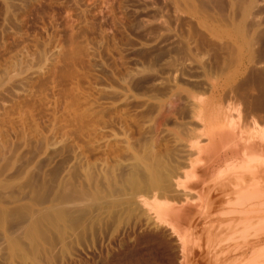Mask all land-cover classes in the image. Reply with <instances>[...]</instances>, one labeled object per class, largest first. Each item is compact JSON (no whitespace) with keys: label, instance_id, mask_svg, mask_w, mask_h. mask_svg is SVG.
Instances as JSON below:
<instances>
[{"label":"rangeland","instance_id":"374dc122","mask_svg":"<svg viewBox=\"0 0 264 264\" xmlns=\"http://www.w3.org/2000/svg\"><path fill=\"white\" fill-rule=\"evenodd\" d=\"M263 9V0H0V204L10 210L0 225V264H37L12 257L4 249L3 233L21 234L28 222L22 205L45 208L62 188L75 186L83 199H70L66 209L72 217L77 213L85 228L76 231L67 248L58 244L42 252L39 264H179L181 259H186L181 264H231L240 252L225 253L233 244L224 233L174 235L156 228L140 207L133 216L103 215L92 195L100 194L102 201L108 194L112 198L106 201L113 205L121 199L117 190L131 195L127 179L149 156L153 164L159 158L163 166L179 169L174 173L184 178L197 160L189 146L200 129L191 104L211 102L216 68L227 56H261L255 64L259 70H253L254 64L250 68L264 70ZM260 77L248 72L231 80L228 90L236 92L228 103H233L234 118L237 107L248 110L257 97L261 102ZM137 156L143 160L136 163ZM139 190L150 204L173 200L170 195L159 202ZM179 193L174 195L184 194ZM193 194L189 197L195 201ZM84 208L89 216L83 215Z\"/></svg>","mask_w":264,"mask_h":264},{"label":"bare ground","instance_id":"6f19581e","mask_svg":"<svg viewBox=\"0 0 264 264\" xmlns=\"http://www.w3.org/2000/svg\"><path fill=\"white\" fill-rule=\"evenodd\" d=\"M257 4H258V2H257ZM255 6L257 7V5H254V8H256ZM255 14H253V15H255ZM259 14H261V13L259 12L258 16H259ZM258 16H256V17H258ZM254 19H256V18H254ZM254 19L252 21V24L254 22ZM254 24H256V22ZM256 25H258V24H256ZM252 27L254 28V25ZM252 40H251V42H252ZM261 49H262V47H261ZM235 53L237 55V52H235ZM252 55H254V57L255 56L257 57V55H255V54H252ZM260 57L259 58L257 57V58L260 59V61H261ZM225 58H223V60ZM227 58H228V56H227ZM227 58L225 59V61H223L222 65L220 64V66H222V67H220L219 70H218V68H216L218 73H216V72L215 73L219 75L221 72V75H219L221 78L218 80V75H217V80L213 79L214 80L213 81L210 79V81L212 83H211L209 88L211 90L212 98H213L211 100V102L208 103L209 101H206V103H208V104H206V103H203L204 102L203 101L202 103H199V104L198 103L197 104H193V103L191 104V105H195L194 107L191 106V108L193 107V112H194V114H192L191 116L194 119H196L197 122L199 121L197 125H200V129L197 128L198 133L194 132L195 134H198L197 137L195 136L196 137V139H195L196 143L192 144V146L188 145L190 147L189 148L190 152L192 151L191 153H193L192 155H194V157H195V155L197 156V160H195L194 162H191V160H190V162L192 164H190L191 166L190 165H188V166H190L191 168H190V171H188V173H186L184 175V178L180 179L176 175L177 173H174L175 171H178L179 169H177V170L175 169V171H173V169L166 167V163L163 166L164 163L161 162V160L158 157H157L158 158L157 162L155 161V160H157V158H155V159L152 158V161L153 160L155 161V163L153 164L151 162V160L149 159V157H150L149 155H148L149 157L147 159H144V160L140 158L141 156L138 157L139 156L138 155L137 156L138 158L135 160V162L137 160H141V161L143 160V162H145L147 160L146 164L141 162V164L143 163V165L139 166L140 165L139 163H138L139 165H137V166L135 165L134 169L132 168L133 169L132 175L130 173L128 174V175H131L130 178H128L129 176L126 177V178H128L127 179L128 185H127V183H126V185L123 183L125 186H130L129 189L133 190V192L131 191L132 192L131 195H130V193L125 195V193L123 192L124 190L122 191L123 193H121L116 189L117 193H119V195L121 194L122 196L121 195H120V197L118 196L121 199L119 200V203H117V204L115 203V205H113L110 201H108V202L106 201V199L110 198L108 194L106 196L107 198L105 197L106 199H104V197H103V200L105 201V203L104 202L101 203L103 200L101 201L100 198H102V197L98 196L100 194H94V192H93L94 195H92V193H90V195H88V197L87 196L86 197L91 198L93 196L92 197L93 200L95 199L94 202L96 201L95 203H97L96 204L97 207L96 206L95 207L98 208V210L100 212H103V215H105L107 212H108L107 214H110V212L116 211V212H120V213L123 212V214L126 212L127 214H129V216H131V215L133 216V214L134 215L136 214L135 208L140 207L139 209L140 210L142 209L144 211V213H143L144 215H145V213H147L146 215L147 216L149 215V218L152 217L151 219L153 221L151 220L149 222L150 223L154 222L156 224L155 225L156 228L159 226L160 227L162 226L163 231H164V229H165V232L168 230L169 232H171L174 235H176L178 233H182V232L194 233L198 230H203L204 232H207L208 234H213L212 232H215V231H216L215 233H219V234H215V235H220V234L224 233V235L226 234L227 236H229L226 239H229L231 241V243L233 244L232 249L228 248L227 251H225V253L227 252V254L232 256L233 253L240 252V254L234 258V261H232L233 258H231L232 260L229 259L232 262L231 264H252V262H253V264H256V263L258 264L259 262L262 263V260L264 261V255H263V253H264V125H263L264 124V115H263V113H264V89L261 88L262 92L259 94L260 95L259 98L261 99V102L257 97L255 99L256 102L254 104H252V106L250 105L251 108L248 105L249 106L248 110L246 109V107H244L246 109V111H245V109H244V111H240V108L237 107L239 109L237 111V109L235 108L236 113L238 112L237 113L238 116H237V114H235L237 116V117L235 116L236 118H234V116H232V114L230 113L231 108H233V103L230 102V103H232L231 108H229L230 103H228L229 100H234V95H232V94H234L236 91H234V92L232 91L233 93L231 94V92H230L231 89L230 90H228V89L230 87L231 80L235 79V77H237L238 75H243L244 73L248 74V72L249 73L253 72V73H256L257 75H261V77H260L261 81H259V82H263V84H264V70L261 69L262 72L253 71L254 68H255V70H259V69L256 68L257 65H255L256 61L258 59L255 60L252 57L244 58V57H239V56L238 57L233 56V58L232 57L231 58L229 57L228 59ZM263 59L264 58H262V62L264 63ZM253 64L255 67H253V70H252L251 66ZM215 66H217V65H215ZM263 68H264V66H263ZM247 78H245V79H247ZM252 78H254V77H251V79ZM215 79H216V77H215ZM245 79L241 80V82L246 81ZM257 80H259V79H256V81ZM259 82L257 81V83H259ZM253 84H255V82ZM260 84L262 85V83H259L258 85H260ZM236 87L238 88L239 86H235V87L233 86V88H235L234 90L238 91V89ZM254 89H256V88H254ZM238 92H241V90H239ZM236 99H238V97ZM257 101H259V102H257ZM235 103H237V102H235ZM227 104H228V106H226ZM233 111H234V109H233ZM193 112L191 111V113H193ZM261 112H262V115H261ZM193 131L197 132L196 129H194ZM193 131H191V132H193ZM193 136H194V134H193ZM152 150H153V147H152ZM146 151H149V150H146ZM104 153H106V152H104ZM191 153H190V155H191ZM149 154H152V152H149ZM130 155H132V154H130ZM116 156H118V155H116ZM164 158H165V156H164ZM129 159H131V158H129ZM149 160L152 163L151 165H147V162H149ZM163 160L166 161V159H163ZM137 162H139V161H137ZM110 165H112V164H110ZM170 165L171 164H169V167H170ZM109 169H111V168H109ZM91 174H94V173H91ZM113 174H114V172L112 173V175ZM97 175L98 174H96V176ZM105 177H103V178H105ZM112 177L116 178L117 176L115 177L113 175ZM95 179H97V178L95 177ZM105 180H106V178L104 179V181ZM108 180H109V178L107 179V181ZM119 180H120V178H119ZM124 180L126 181L125 178H124ZM220 180L223 181L222 184L218 183V181H220ZM110 181H113V180H110ZM110 181H108V182H110ZM91 182L93 183V180L92 181L90 180V182L89 181L87 182L88 184L90 183L88 186H90V185L92 186L94 184V183L92 184ZM115 182L116 181H114V183ZM121 182H123L122 179H121ZM98 183H100V182L98 181ZM101 184H103V183H101ZM101 184L100 185L98 184V186H101ZM96 185H97V183L95 181V186ZM119 185H120V181H119ZM119 185H117V186L119 187ZM105 186L107 187V184ZM109 186H111V185H108V187ZM117 186H116V188H117ZM76 187H79V186L73 187V190L71 188L69 189L68 187H65V189L68 188L67 192L65 191L64 188H62L63 191L61 190V193L57 196V198L54 199V201H52L50 205H48L42 209L34 210L33 206H31V205H28V204H24V206L22 205L21 210L23 211V214L25 216H27V218L25 216H24V218L23 217L22 218L28 219V222L25 225V227L22 228L23 232L21 230L20 235L18 232H17L18 235H11L10 232L9 233L7 232L8 234L3 233L4 234L3 237H5V239L3 238L4 239L3 241H5V243H6L5 244L6 248H4V249H7L6 251H8V253L10 255H13L12 257L17 256V258L21 259V261L23 260L24 263L26 260L31 259L34 263L39 264V263L43 262V261H41V262L39 261L40 255L42 252L48 250L49 248L51 249L52 247H55V245H58V244H60V245L62 244L64 247L70 245V243L73 242V237L75 235L76 236L78 235V234H76V231L80 230L79 228H81V226H83L81 223L83 221L79 220L81 218L77 219L76 217H78V216L75 217V215L77 213L74 212V214L75 213L76 214L73 216L74 217L73 218L72 215L69 213L70 209L69 210L66 209L67 208L66 205H70L68 203V201H71L70 199L75 198V202H76L77 196L80 195L78 193V190H80L81 188L79 187L80 189L77 188V190H76ZM81 187H83V185ZM84 187H85V185H84ZM84 187H83V189H84ZM91 188H93V187H91ZM102 188H103V186H102ZM102 188H100V189L102 190ZM120 188L122 189V184H121V187H119L118 189H120ZM100 189H98V190H100ZM107 189L109 190V189H111V187L107 188ZM139 189H145L144 190L145 193L149 196H152L150 198L154 197V200L156 198L159 202L161 201V200H159V199H161V197L165 198V197L170 196V195L173 197V200L169 201L170 197H168L165 199V201L167 199H169L166 202L161 201L160 203L150 204L148 202V200L145 198V197H147L146 195L144 198L140 196V195H144V193L140 194ZM69 190H71V191H69ZM98 190L95 193H97ZM125 191H127V189ZM137 191H139V192H137ZM111 192H113V191H111ZM128 192L129 191H127L126 193H128ZM134 192H136L135 196H134L136 198L134 200H137L136 202L133 200V198H134L133 193ZM179 192L184 193V194H182L183 196L182 195L178 196L177 194H176L177 196L174 195L175 193H179ZM193 192H196L195 193L196 197L198 196V198H196V200H195L196 202L191 200L192 197L191 198L189 197V195H192ZM117 193H114V194L116 195ZM138 193L140 196L139 198L137 197ZM172 193L174 196L172 195ZM185 193L188 195H186ZM195 194H193V195H195ZM36 195H38V194H36ZM103 196H105V194H103ZM181 196H182V198H181ZM80 197H81V195H80ZM84 197H85V195H84ZM118 197H116V198H118ZM81 198L83 199V197H81ZM81 198H77V199L80 200ZM193 198H195V197H193ZM197 199H198V202H197ZM114 200H115V202L117 201L116 199H114ZM34 201L38 202V198H37V200L35 199ZM34 201H32V203ZM73 201H74V199H73ZM77 202H78V200H77ZM80 202H81V200H80ZM112 202H113V200H112ZM76 203H74V204H76ZM71 204L74 205L73 203H71ZM134 205H136V206H134ZM71 207H74V206H71ZM75 207H77V206H75ZM68 208H69V206H68ZM89 209H90V207H89ZM92 209H94V208H92ZM139 209H138V212H139ZM15 210H17V209H15ZM85 210H88V209L84 208L85 214H83V215H87L86 213H88ZM98 210L95 211V213H98ZM77 211H80V210H77ZM153 211H155L154 214H155L156 218H155V216L154 217L152 216ZM8 213H10V210L7 212V210L4 207H2V205L0 204V225H2V222L4 220L5 221L7 220L5 218L8 215ZM14 213H15V211H14ZM99 215L100 214H98L96 217H98ZM87 216H89V215H87ZM91 218H92V220H94L93 218H95V216L94 217L92 216ZM149 218H147V219H149ZM99 219H100V217H99ZM130 220H132V219H130ZM88 221H90V220H88ZM100 221H101V219H100ZM84 222H85V220H84ZM157 225H159V226H157ZM153 226H154V224H153ZM83 228H85V227L83 226ZM158 231H160V230H158ZM14 234H16V233H14ZM159 235H160V233H159ZM149 236H151L150 233H149ZM229 240H227V241H229ZM220 244L223 245V243H220ZM216 246H218V245H216ZM58 247H60V246H58ZM58 247H56V248L58 249ZM54 251H56V250H54ZM259 251H261V253L262 252L263 253H262V256L257 257L256 253H259ZM56 253L57 252H54L55 256H56ZM225 253H224V256H225ZM6 254H7V252H6ZM49 255H50V253H49ZM52 255H53V252H52ZM222 255H223V253H222ZM254 255H256V256H254ZM231 256H229V257H231ZM253 256L255 259L254 261L252 260ZM43 257H44V255L41 258H43ZM182 257H184L183 253H182ZM53 258L55 259L54 256H53ZM50 259H48V260H50ZM42 260H45V259H42ZM185 260L181 259L179 264H181V262H183V261L185 262ZM44 264H46V263H44ZM228 264H230V261ZM262 264H264V262Z\"/></svg>","mask_w":264,"mask_h":264}]
</instances>
